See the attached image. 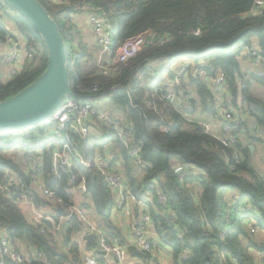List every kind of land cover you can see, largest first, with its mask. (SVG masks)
Returning <instances> with one entry per match:
<instances>
[{
	"label": "trees",
	"instance_id": "16d2710c",
	"mask_svg": "<svg viewBox=\"0 0 264 264\" xmlns=\"http://www.w3.org/2000/svg\"><path fill=\"white\" fill-rule=\"evenodd\" d=\"M37 1L58 23L71 51L77 50L72 46L76 39L78 49L87 52L89 46L83 44L82 32L71 23L75 12L73 4L66 0ZM256 1L81 0L109 19L114 49L130 38L150 33L142 51L122 67L118 76H103L96 62L93 70L85 72V61H73L74 53L70 57L69 72L75 94L77 85H100L103 96L99 97L110 100L115 114L123 110V115L133 125L147 166L142 182L136 179V170L124 150L118 151V155L125 162L131 190L138 198L149 191L152 183H159V190L167 200L166 207L155 201L149 209L159 240L172 250V264H264L259 261L264 254V241L259 242L254 231H264V183L248 166L247 159H241L240 143L234 148L240 154V163H236L232 159L233 150L206 135L198 125L184 120L171 107L160 106L155 113L146 104L155 86L173 77L169 68L183 58H190L195 63L193 70L205 72L209 78L222 79L230 106L250 114L264 133V98L251 93L252 80L239 84L244 75L238 60L240 52L236 49L241 44L251 49L256 47L264 59V6L260 16L245 15ZM13 27L16 34L12 32ZM18 36L19 42L27 43L24 50L33 53L34 58L26 61L24 68L12 78L2 80L0 77V101L23 91L47 67L46 48L36 30L22 14L0 0V41L15 40ZM162 59H167L168 64L160 79L150 83L153 65ZM253 80L264 85V80L255 77ZM113 87L117 88L116 92H112ZM184 87L186 94L192 92L189 93L193 95L190 103L195 109L200 107L203 112L216 116V98L202 77L190 75ZM83 142L79 141L78 145L85 157L94 156L92 144H99L101 149L105 146L93 138ZM2 149L0 147V152ZM242 153L245 152L242 150ZM52 163L51 156L46 155L44 180L59 196L70 200L73 196L66 193L68 177L51 176ZM19 164V160H5L0 154V228L9 233L15 244L26 248L21 252L31 256V264H67L71 257L78 258L79 245L73 238L77 239L84 231L78 219H67L60 210L61 216L54 218L58 230L45 237L41 230L51 229L49 222L33 225L17 204V197L1 189L8 173L27 180ZM176 165L192 167L199 173L182 181L173 173ZM79 172L88 177L94 221L109 237L119 238L124 245L126 239L112 222L111 192L99 177L91 180L94 175L88 170L80 166ZM36 203H40L39 198ZM167 210L173 213L175 222L170 213L164 214ZM62 219H66L64 232L61 231ZM29 245L44 254L46 263L34 261ZM91 249L99 251L97 245ZM140 258L152 259L148 254Z\"/></svg>",
	"mask_w": 264,
	"mask_h": 264
},
{
	"label": "built area",
	"instance_id": "2783aa9c",
	"mask_svg": "<svg viewBox=\"0 0 264 264\" xmlns=\"http://www.w3.org/2000/svg\"><path fill=\"white\" fill-rule=\"evenodd\" d=\"M66 1L73 4L75 12L72 21L76 26L79 17L86 16L82 15L83 12H88L87 22L100 50L97 68L103 76H118L122 67L127 66V63L142 51L145 42L151 37L150 33L141 34L128 39L114 49L109 19L90 6L82 4L81 0ZM263 6L264 0H257L255 6L245 15L260 16L263 13ZM16 39L0 41V50H6L0 56V77L3 80L12 78L24 68L26 61L34 58L33 53L24 50L27 43L19 42L21 38L19 41ZM236 49L239 52H248V57L252 61L251 76L264 80V59L259 54L249 55V52H255L257 49H251L242 44ZM76 57L78 54H74L73 61L77 59ZM160 63L166 66L168 60L162 59ZM194 66L189 60L183 59V65L174 71L172 78L167 77L161 84L155 86L146 104L155 113L159 112L160 106L171 107L184 120L198 125L206 135L216 139L229 150H233L232 159L240 163V154L234 148L239 143L241 121L230 120L228 107L217 103L221 106L220 111L222 110L225 117L219 130L210 122L195 118L194 106L190 103L193 95L186 94L184 90V85L189 83V76L202 77L214 97L222 93L224 87L221 78H209L205 72L193 70ZM159 79L160 74L152 71L148 81L152 83ZM116 89L113 87L111 90L116 92ZM76 91L75 97L67 98L48 119L23 128L0 130V147L8 150L11 146L24 149L19 153V166L27 176V180H24L13 173H8L4 177L1 189L7 195L17 197V204L25 210V214L33 225L49 222L51 229L44 227L41 230L45 237L58 230L54 218L61 216L60 210L64 211L67 219L76 216L84 228L79 238L93 234L99 248L98 252L92 250L94 255L83 256V264H109L107 260L109 257H113L118 264H124L123 260L128 253V248L150 256L164 253L173 259L172 250L159 240V236L155 233L151 238L149 235L152 224L149 206L158 203L166 207L167 202L159 190V183H152L149 191L141 199L138 198L131 190L125 162L118 155V151L124 150L136 170V179L142 182L147 166L142 158V148L136 138L133 125L128 118L113 114L107 106H97L92 102L94 98L106 99L99 97L102 92L100 85L96 83L77 85ZM90 138L95 139L96 143H104L105 146L101 149L99 144H92L90 148L94 150V156L85 157L79 151L78 142L85 143ZM46 155H50L53 160L50 175L56 179H61L62 175L68 177L69 188L66 193L73 196L70 200L59 196L55 189L47 186L44 180ZM80 166L94 175L92 179L95 177L102 179L103 184L109 189L113 197L112 213L120 216L121 212L132 204L141 210L138 219L131 221V234L126 238L124 245L119 238L109 237L96 222L88 217L87 212L93 211V206L89 194L88 177L79 172ZM173 173L184 181L199 172L192 167L176 165L173 167ZM261 180L264 183V177ZM36 198H39V204L36 203ZM246 209L249 211V208ZM41 211L46 213L41 214ZM168 213H170L169 210L164 212V214ZM169 215L175 222L173 213ZM123 222L128 224L126 217ZM28 249L34 261L46 263V257L42 252L30 245ZM22 250L26 248H22L18 243L15 244L9 233L0 228V264H31V256L21 252ZM259 261L264 263V254L259 257Z\"/></svg>",
	"mask_w": 264,
	"mask_h": 264
},
{
	"label": "water",
	"instance_id": "95a60500",
	"mask_svg": "<svg viewBox=\"0 0 264 264\" xmlns=\"http://www.w3.org/2000/svg\"><path fill=\"white\" fill-rule=\"evenodd\" d=\"M3 1L31 23L47 52V67L43 74L17 95L0 101V130H9L48 119L67 98L75 97V94L69 72L68 46L58 23L37 0ZM250 149L253 151L254 148ZM72 218L77 219L76 216ZM83 240L88 246L96 248L93 234L84 236ZM128 253L144 256L143 252L133 248H128Z\"/></svg>",
	"mask_w": 264,
	"mask_h": 264
},
{
	"label": "crops",
	"instance_id": "0c3cea01",
	"mask_svg": "<svg viewBox=\"0 0 264 264\" xmlns=\"http://www.w3.org/2000/svg\"><path fill=\"white\" fill-rule=\"evenodd\" d=\"M82 15H86L85 17L80 16L77 26L79 27V29L84 30V32H82L83 34H85V36H87V44L88 46L91 44L92 46H94L95 48V52L98 53L99 48L97 47V42H96V38L93 35L92 30L90 29L88 22H87V15L88 12H83ZM13 33L16 32V30L13 28L12 30ZM17 41L20 40L19 36L16 39ZM90 43V44H89ZM89 48V47H88ZM256 48V47H254ZM6 50H0V56L3 55V53H5ZM85 53L86 57L89 58V54L88 52H83ZM96 53V54H97ZM245 58L243 63H245V65L243 66L241 64V69L244 75V78L239 81V84L241 83H247L249 82V80H252V88H251V93L255 96V97H259V98H264V85L260 84L256 81L253 80V77L251 76V70H252V61L249 59L248 57V52L245 51ZM191 60V59H190ZM95 62L98 65V56L96 55L95 58ZM3 80V79H2ZM225 89V88H224ZM191 93L192 92H188ZM228 94L226 92V90H223L222 93H220L219 95H217L216 98V102L222 105H225V107H229V116H230V120H239L241 121V128H240V136H239V143H240V151H241V159L244 161L247 159L248 162V166L250 168H252L253 171H255L257 173V175L262 178L264 177V133L258 128L256 121L250 116V114L248 113H244L242 111H238L236 109H233L230 106V100L228 98ZM240 101H239V105H240ZM228 108V109H229ZM216 109V116L218 115V113L220 112L221 106H215ZM195 110V118L199 121H208L214 125V127L219 130L220 126H221V122L225 121V118L222 117H217L215 120L216 116H212L209 115L205 112H203L201 110L200 107H197ZM232 111V112H231ZM251 147H253V151H251ZM242 150L245 153H242ZM17 158L19 159V154H17ZM137 210L138 213L136 212ZM133 211V212H132ZM141 214V210L139 208H137V206L135 204H132L130 206H128L125 210H123L119 215H116L114 213H112V222L113 224L118 227L119 231L122 232L123 237L126 239L130 236L131 234V221H136L138 219V216H140ZM92 217L94 218V214L92 215ZM91 217V219H92ZM127 220L128 224H124L123 220L125 219ZM150 237H153V234L156 233V231L154 230V226L153 224H151L150 229ZM157 234V233H156ZM77 244L79 245V255L80 259L79 262L77 261L76 264H82L80 260H82L83 256L86 255H94L93 253V249H91V246H88L87 243L83 240V238H79V236H77ZM67 251V250H66ZM67 253V252H66ZM140 255H131L128 253V256L125 255L124 257V264H140V262L137 260V258H140ZM152 259L150 260V263L152 262H156L159 264H172V258L167 256L164 253L161 254H153L150 256ZM76 258L73 257L72 260L74 261ZM108 263L109 264H118L113 257H109L108 259ZM67 264H73L72 263H67Z\"/></svg>",
	"mask_w": 264,
	"mask_h": 264
},
{
	"label": "rangeland",
	"instance_id": "374dc122",
	"mask_svg": "<svg viewBox=\"0 0 264 264\" xmlns=\"http://www.w3.org/2000/svg\"><path fill=\"white\" fill-rule=\"evenodd\" d=\"M71 23H73V21L71 20ZM78 27V26H77ZM14 28V27H13ZM79 28V27H78ZM81 31V30H80ZM82 32H84V30H82ZM82 35H83V44L85 43V44H87L86 42H87V36H85V34H83L82 33ZM78 38V37H77ZM70 40V39H69ZM74 44H75V46H74ZM90 44V43H89ZM88 45V44H87ZM72 46L73 47H76V49L77 50H75V51H71V49H70V47H68V55H69V57H71L72 58V54L74 53L75 55H77L78 54V57H76L77 59H83L84 61H85V64H84V67H86V70H85V72H89V71H91V70H93L94 69V64H95V48H94V46H92L91 44L89 45V48H88V50H87V52H88V54H89V58L88 57H86L85 55V53H83L80 49H78V43H77V41H76V39H75V42H73V44H72ZM99 53H100V50L98 51V53L96 54L97 56L99 55ZM110 56V55H109ZM245 56H246V54H245V51H241L240 52V55H239V57H238V60H239V62L242 64L243 63V61H244V58H245ZM76 59V60H77ZM75 60V61H76ZM82 60V61H83ZM189 62H191V63H193L194 65H195V63L194 62H192V61H189ZM181 65H183V60H180V61H178L177 63H175L173 66H171L170 68H169V71L170 72H173L174 73V71L176 70V69H178ZM243 66L245 65V63H243L242 64ZM95 66H97V63H96V65ZM164 68H165V66H164V64H162V63H159V62H157V63H154V65H153V72H156V73H159V74H161V72L164 70ZM92 102L95 104V105H105V106H107V108L112 112V113H114L113 112V110L111 109V107H110V100L108 99V98H106V99H99V98H94L93 100H92ZM121 113H114L115 115H118V116H121L122 118H125V116L123 115V114H125L124 113V111L123 110H119ZM217 117H220V118H222V117H224V115H223V112H222V110L218 113V115L215 117V120H216V118ZM225 118V117H224ZM210 123H211V121H210ZM212 124V123H211ZM2 150H3V153H2ZM1 150V152H0V154H1V156L5 159V160H9V161H12V162H16V161H18V156H17V154H19L20 152H22V151H24V149H22V148H20V149H17V147L16 146H11V149H2ZM22 156V155H21ZM23 209V208H22ZM41 214H45L46 213V211H41L40 212ZM87 215H88V217L91 219V217H92V215H93V211H89V212H87ZM93 222H95L94 221V218L92 217V219H91ZM66 222V219L64 220V219H62V221H61V231L62 232H64V228H63V225H64V223ZM255 231V235H256V237L258 238L257 240L259 241V242H261L262 240L264 241V231H259V230H254ZM59 239L62 241L63 240V236L61 235V236H59ZM73 242L74 243H77V241H76V238L74 237L73 238ZM20 245V244H19ZM127 254V256H128V253H126ZM256 256H257V254H255ZM72 258L73 257H71V262H69V263H72L73 262V264H76L77 263V261L79 262V259H80V256L77 258V257H75L76 259L73 261L72 260ZM137 260L140 262V264H159V263H156V262H152V263H150V260L149 259H143V258H137ZM81 261V263L83 264V262H82V260H80Z\"/></svg>",
	"mask_w": 264,
	"mask_h": 264
},
{
	"label": "bare ground",
	"instance_id": "6f19581e",
	"mask_svg": "<svg viewBox=\"0 0 264 264\" xmlns=\"http://www.w3.org/2000/svg\"><path fill=\"white\" fill-rule=\"evenodd\" d=\"M253 54H259V52L258 51H255V52H249V55H253Z\"/></svg>",
	"mask_w": 264,
	"mask_h": 264
},
{
	"label": "clouds",
	"instance_id": "9594fccd",
	"mask_svg": "<svg viewBox=\"0 0 264 264\" xmlns=\"http://www.w3.org/2000/svg\"><path fill=\"white\" fill-rule=\"evenodd\" d=\"M183 59H187V61H188V60H189V61H192V60H190V58H183ZM183 59H182V60H183ZM192 62H193V61H192ZM167 64H168V63H167ZM167 64H166V65H167ZM165 67H166V66H165ZM1 148H2V147H1ZM3 149H5V148H3ZM2 153H3V150H2Z\"/></svg>",
	"mask_w": 264,
	"mask_h": 264
}]
</instances>
